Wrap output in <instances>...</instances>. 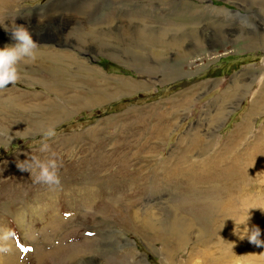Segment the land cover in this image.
<instances>
[{"label":"rangeland","instance_id":"obj_1","mask_svg":"<svg viewBox=\"0 0 264 264\" xmlns=\"http://www.w3.org/2000/svg\"><path fill=\"white\" fill-rule=\"evenodd\" d=\"M252 1H254V9L249 8L252 6ZM262 1L264 0H5L7 2L5 7H1L0 3V46L15 42L11 39V30L16 25H23L30 32L32 31L29 26L33 25L38 27L40 32L32 34L33 39L38 43L37 48L62 55L67 52L72 58L74 57L75 60L72 62L65 60L64 57L60 58L63 62H57L60 68L65 69L59 80L49 71L39 68L40 75L44 76L45 80L53 84L58 82V85L60 80L71 81L72 85L69 89L74 88L83 95L92 87L89 80V83L85 82L84 77L95 78L97 81L111 85L120 82V79L131 80L137 84L141 82V85H136L134 89L129 91L124 89L120 95H115L104 102L73 109L49 124L47 128L9 135L0 129V229H10L15 233L14 238L7 245L10 252H12L11 246L15 248L11 257L13 260L15 258L14 264H205L206 259L207 261L209 259L198 250H204L206 242L198 236V231L195 229L189 232V235L191 234L189 243L173 245V258L170 263L164 259L163 244L146 240L121 223L124 224L125 221L131 223L132 210H137L146 202L153 206L155 198H167V202L160 205L164 212L157 208L162 220H166L170 216L166 209L172 203L176 204L177 197H174V194L170 195L172 192L168 190L169 188L163 186L159 189L153 188L151 181L145 183L143 187L141 178L152 173L156 165L170 162L171 158L173 163L163 170L168 171L176 163H181L180 158L185 151L184 148H188L190 144L184 139L191 140L195 133L201 136L202 140H208L209 137L208 146L213 150L210 149L211 152L201 157V161L204 165L213 163L214 160L209 158L210 154L229 144V136L233 130L235 134L236 126L242 124L246 117L249 123L246 128L247 126L248 128L239 143L234 146L233 155L232 152L228 153L230 159L224 169L216 170L213 180L219 178V182L215 184L221 186L223 184L221 179L226 171H230L234 166L241 168L242 164L246 165L249 161L252 165L247 171L251 177L246 183L249 187L246 190L240 188L244 193L235 197L236 205H240V211L238 210L240 219L250 215L247 211L249 207L264 206V177H261L264 170V147H260V144H264V105L263 108L253 112L254 114L249 112L253 97L257 96L255 94L261 88L260 83L264 81ZM245 5L247 8L243 7ZM228 11L234 14L230 18L225 17ZM251 15L253 18L249 21V25L256 32L248 33L250 36L245 33L238 39L235 35H227L215 47H211L213 44L209 45V40H203L201 45L191 46L193 49L184 60L182 56H178V52L166 46H159L164 54L161 57L148 56L147 50L142 47H139L137 53L126 47V44H131L132 39L137 37L138 40L140 30L146 28L144 26L153 33L156 30L162 31V28L185 26V30L177 37L182 39L190 35L186 30L189 29L191 32L190 28L194 27L200 30L199 34L208 33L212 28L209 24L218 20L217 17L234 28L242 25L241 20L245 19L244 16L250 18ZM258 22L261 23L257 25ZM47 28L62 33L46 35ZM79 31L85 33L92 31L97 37L88 34L87 41L80 42ZM175 33L171 32L167 39L173 38ZM244 35L250 38L245 39ZM195 39L194 42L197 43L198 40ZM101 42L103 48L99 49ZM189 47L185 44L181 50ZM200 54H205L206 58L201 60ZM197 56L199 57L193 59ZM183 61H187L188 65L184 66ZM84 62L93 70L87 68L85 72L86 70L80 67ZM145 63L156 68L153 66L152 69H144ZM34 65L37 68V62ZM172 65L176 67L172 69ZM24 69L26 70H20L23 71L20 72V79L14 85L0 89V93L50 94L41 83L33 80L36 77L32 76V73H26L30 67L25 66ZM96 70L101 75L96 73ZM174 70H182V74L172 75V79L166 81L165 79ZM166 75L167 77L164 78ZM190 88L195 90L189 91V97L193 95L191 102L182 109L180 106L183 99L176 107L175 113L166 119V125L170 127L162 137L156 138L158 135L154 130L158 125L155 122L157 120L152 118L146 120L141 130L137 127V130L141 131L137 137L141 142L153 140L149 142L152 149L148 148L144 152L145 161L139 164L137 160L132 159V162L123 164L121 160V162L114 160L101 166L93 165L91 161L87 164L91 149H95L96 153L99 149L91 143L98 144L103 139L109 140L121 128L120 122L123 123L127 118L135 120L137 117L139 121L142 113L152 107L167 105L173 99L178 103L179 93ZM5 94L2 97L6 96ZM61 101L65 100L61 98ZM221 107L226 113L217 119L213 114ZM38 110L32 106L23 107L13 103L0 107V112L7 117L6 119L20 123L27 122L29 118L33 122ZM212 119L214 120L210 122ZM31 126V130L35 129L33 125ZM98 127L104 128L101 132L103 136L101 137L100 133L99 139L95 138ZM49 128H52L53 135L45 136L44 133ZM204 132L208 135L205 136ZM42 141L49 144L48 153L39 151ZM111 141L105 144L107 148L110 146L108 149L112 148L113 140ZM138 146L139 144L132 147L130 145L129 151L141 153L142 150H138ZM190 150L185 159L196 161L192 160L196 157L195 150L192 152ZM52 152L57 154L61 164L59 169L61 183L58 186L34 183L38 170L33 169L31 174L30 170L22 171L18 167L19 163L27 167L29 161L24 160L31 156L45 159ZM148 154L154 155L149 157ZM251 155L254 156V160L248 158ZM126 157L129 158L130 155ZM122 164L123 169L119 170L118 166L121 167ZM88 167L91 169L89 170ZM181 167L184 166L181 164ZM156 173L163 175L164 171L160 170ZM232 185L226 187L234 188V194L240 191L236 183ZM207 187L213 186L209 184ZM198 188L205 190L202 187ZM156 190L161 191L156 192ZM186 199L191 198H181V202ZM186 207V204L181 206L182 210L185 208L183 211L190 212L191 208ZM250 212L249 226L259 224V227L263 228L261 239L264 240V211L253 208ZM193 214L194 212L189 215L196 217L197 213ZM220 215L221 218L224 216ZM200 219L202 224H211L207 216L208 222L204 217ZM216 219L218 220L219 216L215 221ZM56 223L59 224L60 229H55ZM228 233L224 230L220 231V240L228 239ZM245 239H240L239 244L249 243L247 237ZM88 245L91 246L89 249ZM216 245L209 251L214 250ZM226 246L220 243L219 253ZM263 247L251 244L249 252L244 251L243 247L236 249L232 247L235 249L234 253L226 256L220 264H264ZM225 250L230 253L232 249L227 246ZM9 251L0 252V264L7 261L6 256L12 254ZM73 252L75 253L72 258L67 259ZM255 254L259 257H255ZM9 264H12V260H9Z\"/></svg>","mask_w":264,"mask_h":264},{"label":"bare ground","instance_id":"obj_2","mask_svg":"<svg viewBox=\"0 0 264 264\" xmlns=\"http://www.w3.org/2000/svg\"><path fill=\"white\" fill-rule=\"evenodd\" d=\"M0 3H1V7H5L7 5L6 4L7 2H5V0H0ZM253 4H254V1H252V4H251L252 6L249 8L254 9ZM261 5L264 7V1L261 2ZM243 7L247 8V5H245ZM232 15H234V14H232L228 11L226 13L225 17L230 18V17H232ZM244 17H245V19L242 18V20H241L242 25L239 27H234V28L232 27V25H229V24L223 22L222 20L219 19V17H217L218 20L212 21L209 24V25H211L212 28L209 30L208 33L204 34L205 33L204 32L203 34H199L200 30H198V28L196 29L194 27V28H190V29H192L191 32L189 31V29H187L186 32L188 31L190 35H188L186 38H182V39L177 38V37L179 35H181L182 31L185 30V28H186L185 26H182V27L177 26L174 28H162V31L158 32L156 30L155 33L148 30L147 26H144L146 28H143L140 30V36H139L138 40H137V37L135 39H132L131 44H129V43L126 44V47L128 48V50L131 49L135 53H137L139 51V47H142V48L147 50L148 56L153 55L154 57H159V56L161 57L164 54L159 49V46L160 45L162 47L166 46V48L170 47V49H174L176 52H178V56L179 57L182 56V59L184 60V58H186L190 54L191 49H193L191 46L195 47L197 44H200L203 40H209V42H210L209 45L213 44L211 47H215L216 44H218V42L220 40H223V38H226L227 35H230V36L235 35L236 38L238 39L239 37L241 38L242 35L245 33L248 34L250 32L253 33V31L256 32L255 30H253V27H251L249 25L250 24L249 21L252 20L251 18H253V15H251L250 18H249V16H244ZM254 17H256V16H254ZM261 20H262V18H261ZM259 23H261V22H258L257 25H259ZM226 25H227V27H226ZM171 26L172 25H170V27ZM187 26H189V25H187ZM249 26H250V28H249ZM29 27L32 31L31 32L32 34L39 32L38 27H35L33 25H31ZM205 27H208V26L205 25ZM203 28H204V26H203ZM233 29H235V30H233ZM173 31L176 32L175 34H173L174 37L171 38L170 40L167 39L168 35L171 34V32H173ZM202 31H203V29H202ZM167 32H168V34H167ZM234 32H238V33H234ZM241 32H243V33H241ZM56 33L59 34L62 32H58V30H55L53 28H47V34L46 35L53 36ZM86 33L84 31H79L80 42H86L87 41L86 38H87L88 34L91 35V37H94V38L97 37L96 33L92 32V31L91 32L86 31ZM219 33H221V34L219 35ZM244 36H245L244 37L245 39L250 38V37H246L247 35H244ZM61 37H62V35H61ZM191 38H193V39H191ZM194 38H196L198 40L197 43L194 42ZM102 43L103 42H101V44L99 43L100 44L99 49L103 48ZM185 44L187 47L188 46H190V47L187 48L186 50H181L182 47H185ZM96 46H98V45H96ZM39 49L40 48H37V50H36V52H37L36 59L31 61V62H28V63L22 62L20 65V70H26V69H24L25 66L30 67V69L27 70L26 73H28V74L32 73V76L36 77L33 80L38 82V83H41L44 86V88L46 90H48V92L51 95L50 94L42 95L41 93H25V92H18V94H12L11 93V94H7V95L5 93H0V95H1L0 96V105L2 107H3V105H7L8 103H13V104L20 105L23 107H27V106L31 107L32 106V107L36 108L37 110L40 109V110H38L37 117L33 119L34 120L33 122H31L30 120H32V119L29 118L28 121L25 123H20L19 121L17 122V121L11 120V119H6L7 117H5L0 112V114H1L0 120L2 122L0 124V129H2V131L5 132L7 135H9V134H22V133H26V132L28 133L29 131L33 132V131L41 130L43 128H47V126H49V124L55 122L57 119L66 115L67 113H69L73 109L92 106L95 103L104 102L106 100L111 99L115 95H120L122 90H124V89L129 91V90L134 89L136 87V85H138V84L141 85V82L137 84V82L134 83L131 80L127 81L124 79L123 80L120 79V82L111 85V84H106L100 80L97 81V80H95V78L94 79H92V78L87 79L88 77H84L86 79L85 82L89 83L88 82V80H89L90 83L92 84V87L90 88L89 91H87V93L86 92L84 93L85 95H83V93H78L77 91H75L76 89H74V88H72L73 90L69 89V88H71L70 85H72L71 81H66L63 78L65 81L60 80L59 84L60 85L62 84V86H60V85H58V82L53 84V83L49 82L48 80H45L43 78L44 76L40 75L41 72H40L39 68H42L46 71H49L53 77H56L55 79L59 80L63 76L65 69L60 68V66H59V64H57V62H59V63L63 62L60 59L61 57H64L65 60H67V61L71 60V62H72L75 60L74 57L72 58L71 55H69V53H67V52H64V55H62V54H59V53L51 51V50H47V49H44V50L40 49L39 50ZM199 56H200L201 60L206 58L205 54H200ZM199 56L193 57V59L198 58ZM213 58H215V57H213ZM47 61H49V63ZM192 61L194 63V60H192ZM36 62L38 64L37 68L34 65ZM187 63H188L187 61L182 62V64H184V66L188 65ZM189 64H191V63H189ZM145 65H144L145 66L144 69H152V67L154 66V65H150L148 63H145ZM44 67H46V68H44ZM80 67H83L84 68L83 70L84 71L86 70L85 72H87V68H90L89 69L90 71L93 70V68L90 66H87L85 64V62L82 63L80 65ZM175 67H176V65L171 66L172 69H174ZM154 68H156V67L154 66ZM168 69H170V67ZM172 69H171V71H172ZM20 72H23V71H20ZM95 72L98 73L99 75H101L98 70H96ZM180 74H182V70H176V71L174 70L173 72L170 73V75H168V77L170 76V78H168L167 75L164 78L167 77V79H165L167 81L169 79H172V77H171L172 75L177 76ZM74 79H76V78H74ZM77 79H79V78H77ZM98 79H100V78H98ZM58 80H56V81H58ZM80 80H82V79H80ZM104 84H106V85H104ZM260 84H261V88L255 94L257 96L253 97L254 100L252 101V105H250V107H251V109H249V110H251V111H249L250 114H252L255 111H258L264 105V81L261 82ZM21 91H23V90H21ZM189 91L194 92L195 90H192V88H190L188 90L181 91L179 93L180 96L178 98V103H175V101H177V100L174 101V99H173V100L169 101V103L167 105L163 104V105H158L157 107H152L151 109L147 110V112L142 113V118L139 121H137V117H136L135 120H131V118H127V119L123 120V123L120 122L122 124V126L118 130V132L115 133L116 135L114 134L115 136L113 135L111 138H109V140L103 139L98 144L96 142L91 143L92 146H94L95 148H99V149L97 150L98 151L97 153L94 151L95 149H91V153L89 155V159L87 160V164L90 163L91 161H92L93 165H97V166L106 165L107 163H112V162H114V160L119 161V162L123 161L124 162L123 164H126L127 162H132V159L135 161L137 160L139 164L141 162L145 161L146 156L144 155V152L148 148L152 149V146L150 145L149 142H151L153 140H149L147 142H144V141L141 142L137 138L141 134V131H140L141 128L144 127L143 123H145L146 120H150L151 118L154 120H157L155 122H157L158 125H156V127H155L156 129L154 130L156 132V134L158 135V136L156 135L157 136L156 138L162 137L165 133H167L166 131H167L168 127H170V126L166 125V119L171 114L175 113V111L177 109L176 107H178L180 105V103L183 99L184 100L180 106V108H182V109L186 108L189 105V103L191 102V100H192L191 97L193 95L191 94L192 96L189 97L190 96ZM230 93H233V92H230ZM3 94H5L6 96L2 97ZM53 94H54V97H53ZM61 98L65 101H61ZM51 99H54V100L51 101ZM224 113H226V112L221 107V108H218L217 111H215V113L213 115L215 116V118L218 119ZM214 119L210 120V122H212ZM14 123H16V124L14 125ZM18 123H20V124H18ZM215 123H217V121ZM31 125H33V127H35V129L31 130V128H30V127H32ZM246 125L249 126L247 117L242 124H239L236 126L235 134H234V130H233V133L228 138L229 144L223 145L222 146L223 148L221 147L219 150H216L215 153L210 154L209 158H212L214 161H213V163L207 164V165L202 164V161H201L202 158L201 157L206 156V154H208L209 152H211V150H213L211 148H210L211 149L210 150L209 146H208V144L210 143L209 137H207L208 140H202L201 136H199L195 133L191 140L183 138L184 141H188L190 144H189L188 148H184L185 151L183 152V155L180 158L181 163H176L172 167V169H170L168 171L163 170L168 165L173 163V160L171 158L170 162H165L163 164L160 163L161 164L160 166L156 165L154 167L152 173L147 175V177L141 178V183L143 184V187H144L145 183L151 181L153 183V188L159 189V187H162V186L165 188H169L168 190H170L172 192V194H170V195L173 196V194H174V197L175 196L177 197L176 200H178L179 202L176 201V204L172 203V205H169L166 209V211L169 212L170 216L168 218H166V220H162V217L159 214L160 211L157 210V208H160V210H162V208H161L162 206H160V205L164 204V202H167V198H155V199L153 198L154 200H156L155 203L153 202V204H152L153 206H151L149 202H146V204H144L143 206H139V208H137V210H132V212H131V214H132V216H131L132 220L131 221L132 222L131 223L125 221L123 224V222L121 221L122 222L121 224L128 227V228L133 229L135 231V233L137 232L138 235L145 238L146 240L154 241V242L158 241L159 243L163 244L164 245L163 251L165 253L164 259L166 262H170V263L172 262V258H173L172 257V255H173L172 251L174 250L173 245L175 243L178 244V243H185V242L191 241V238H190L191 234L189 235V232L193 231L194 229L198 231V236L202 237V239L205 240L204 242H206V244L204 243L205 244L204 250H198L197 249L198 251L203 252L202 254H204V256L209 259L208 261L206 259L205 264H220V263H222V260L226 256L233 254L236 248L243 247L244 251L249 252V250H250L249 247L251 246L250 243L244 242L245 244H242V245L239 244V242H240L239 238L240 237H239L238 233L241 232V230H243L244 225L243 224L239 225V221L241 220L240 216H239V212H238V210L240 211V209H239L240 205L239 206L236 205V198L235 197L240 196L241 194L244 193L243 191L240 190V188L246 190V188L249 187V184L246 185V183H247V181H249V178H251V177L249 176L247 171L252 167V165H250V162L248 161L249 163L247 162L246 165L242 164L243 166L241 168H236L234 166L233 168H231L230 171H226L223 174L224 177L221 179L223 181V184L221 186H223V187H221L217 183L215 184V182H219V178L217 180H213L216 170L219 168L224 169V167L226 166L225 164L229 161L230 157L228 156L229 155L228 153L232 152L231 155H233L234 146L237 143H239L241 136L243 135L244 131L248 128V126L246 128ZM137 127L140 130H137ZM152 127H151V129H152ZM103 129H101V127L97 128V135L95 138H97V139L100 138L99 135ZM207 130H208V128H207ZM207 130H206V132H207ZM150 132H151V130H150ZM206 132H204L205 136L208 135V134L206 135ZM102 136L103 135L101 133V137ZM141 138H143V137H141ZM110 139L113 140V144H112V148L108 149L110 146L107 148V146L105 144H109L111 141ZM136 144H139L138 150L139 149L142 150L141 153L140 152L137 153L136 151L135 152L129 151V146L131 145V147H132L133 145H136ZM260 147H264V144H260ZM189 149H191L190 150L191 152L193 150H195L196 155H194V156H196V157H195V159L193 158L192 160H196V161H190V160L187 161L185 159V157H187L189 154ZM113 151H116V152L112 153ZM127 155H130V157L129 158L126 157ZM153 155L148 154L147 156L153 157ZM244 156L245 155H243V157ZM182 158H184V159H182ZM245 158H246V156H245ZM248 158H250L251 160H254L253 155L249 156ZM251 162H254V161H251ZM123 164L121 165V167H120V165L118 166L119 170L123 169ZM181 164L184 167H181ZM85 166H86V162H85ZM162 166H163V168H160ZM90 169L91 168H89V170ZM92 169H94V168H92ZM145 169L147 170V168H145ZM137 170H139V167H137ZM160 170L164 171L163 175H158L156 173ZM141 171H144V170H141ZM262 176L264 177V170L261 173V177ZM216 177H218V176H216ZM201 179H203V180H201ZM164 183H165V185H164ZM234 183L237 184L236 187L238 186V188L240 190L236 194L233 193L234 188L231 189V187H226L227 185L231 186ZM209 184H211V186H213V187H211V188L207 187ZM107 185H109V184H107ZM198 187H202L205 190H200L201 188H198ZM157 191H161V190H156V192ZM181 198H191V199H186L185 201L183 200L184 202H181ZM118 199H116V202H118ZM150 201H151V199H150ZM178 203H180V204H178ZM182 204L183 205L186 204L187 207L189 206L191 208V211L190 212L183 211L185 208L182 210V208H183V207L181 208ZM117 210H119L118 206H117ZM162 211L164 212V210H162ZM193 212H194V214L197 213L198 217H197V214H196V217L189 215V214H192ZM220 214H223L224 216H222V218H221ZM206 216L210 220V223H211L210 225H206L205 223L202 224L200 217L201 218L204 217L206 219ZM218 216H219V219L218 220L216 219V221H215V218ZM134 219H136V220H134ZM206 221H207V219H206ZM235 221L237 222V225H236ZM58 223H56L57 227H55V229H60ZM223 230L226 233L229 232L228 233L229 237H228V239H225L222 241V240H220L221 237H220L219 232L223 231ZM261 231H263V228L261 229ZM215 232H217V233H215ZM263 237H264V234H263ZM97 240H98V238L96 239V241ZM203 240H202V242H203ZM94 242H95V240H94ZM214 243H218V244L216 245ZM220 243H223V245H225V246L227 245L228 247H231V249H232L231 252L228 253V251L225 250L227 247L226 246L223 249V250H225V252L222 250V252L219 253V250L221 248L218 247V245ZM215 245H216V248L214 250L212 249L211 251H209L211 249V247L214 248ZM87 247L89 249L91 246L88 245ZM232 247H235V249H233ZM10 248H12V250H11L12 252H10V251L9 252L12 254H9V256H6L7 261H4L3 264H9V260H12V264H14L13 261H15V258L13 260V258H11V257L13 255V251L15 248L12 246ZM176 248H177V246H176ZM74 253L75 252L71 253V257H67V259L70 260ZM254 256L257 258L259 257L258 254L257 255L255 254ZM263 256H264V251H263ZM16 262H17V260H16Z\"/></svg>","mask_w":264,"mask_h":264},{"label":"clouds","instance_id":"obj_3","mask_svg":"<svg viewBox=\"0 0 264 264\" xmlns=\"http://www.w3.org/2000/svg\"><path fill=\"white\" fill-rule=\"evenodd\" d=\"M11 39L14 43H7L0 46V89L14 85L20 79V65L22 62L28 63L36 59L38 43L33 39L32 33L23 25H16L11 30ZM45 136H52L53 130L49 128ZM18 136V135H16ZM20 137V136H18ZM22 138V137H21ZM12 140V136H11ZM41 153H48L50 151L49 144L42 141L39 146ZM27 167L19 163L18 167L23 170H38L34 177V183H42L49 186H58L61 183L59 169L61 167L59 158L55 152H52L45 159H40L37 156H31ZM259 208L264 211V206L249 207L247 211L250 215L245 216L239 221V225L243 224L244 228L241 232H237L240 239L247 237L248 242L256 247L264 246V240L261 239V228L259 225L249 226L251 219L250 209ZM236 222V221H235ZM237 225V222H236ZM15 233L10 229H0V252L9 251L8 242L13 239Z\"/></svg>","mask_w":264,"mask_h":264},{"label":"snow or ice","instance_id":"obj_4","mask_svg":"<svg viewBox=\"0 0 264 264\" xmlns=\"http://www.w3.org/2000/svg\"><path fill=\"white\" fill-rule=\"evenodd\" d=\"M25 251H27V249H25Z\"/></svg>","mask_w":264,"mask_h":264}]
</instances>
